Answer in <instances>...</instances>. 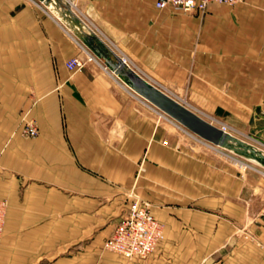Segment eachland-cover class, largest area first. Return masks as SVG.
Segmentation results:
<instances>
[{
  "label": "crops",
  "instance_id": "obj_1",
  "mask_svg": "<svg viewBox=\"0 0 264 264\" xmlns=\"http://www.w3.org/2000/svg\"><path fill=\"white\" fill-rule=\"evenodd\" d=\"M44 1L0 0V264H264V214L250 220L243 180L213 160H139L163 147L165 113L107 61L264 144V0L203 15L156 0ZM75 57L85 65L70 71ZM130 193L164 225L144 260L105 248Z\"/></svg>",
  "mask_w": 264,
  "mask_h": 264
},
{
  "label": "rangeland",
  "instance_id": "obj_2",
  "mask_svg": "<svg viewBox=\"0 0 264 264\" xmlns=\"http://www.w3.org/2000/svg\"><path fill=\"white\" fill-rule=\"evenodd\" d=\"M175 102H177L180 106L187 108L179 101L175 100ZM26 115L27 113H22L20 116L22 133ZM162 117L163 116H161V118ZM203 119L206 120L205 118ZM163 120L165 124L163 147L160 149L156 148L145 151L143 150V154L139 160H213V164L211 165L213 172H218V170L222 169L223 172L228 174L229 178H236L237 176L239 177V180H243L246 211L253 213L250 215V220H257L259 214H264V165L255 161L256 159L249 157L242 151L244 150L245 152H250L251 154H255L256 152V154L260 153L264 155V144L252 138L243 137L235 132H229L226 130V132L234 138L240 140L246 147L242 148L240 146H235L234 148L236 150L218 147L201 139L166 114L165 117H163ZM206 121L209 122V120ZM214 125L217 126L216 124ZM130 194V197H133L132 193ZM133 198L134 201L132 204L136 200L149 203L152 212L153 205L151 202L137 197ZM0 202H6L7 204L4 229L0 238L1 242L5 232L8 202Z\"/></svg>",
  "mask_w": 264,
  "mask_h": 264
},
{
  "label": "built area",
  "instance_id": "obj_3",
  "mask_svg": "<svg viewBox=\"0 0 264 264\" xmlns=\"http://www.w3.org/2000/svg\"><path fill=\"white\" fill-rule=\"evenodd\" d=\"M242 0H156V7L160 10L169 7L187 14H205L210 5L219 4L234 7ZM93 58L89 57L87 61ZM126 63V61H123ZM85 61L78 57L71 59L67 63L70 71L82 69ZM225 131L226 128L222 127ZM23 133L26 137L35 138L39 134L36 119L27 113L23 126ZM6 202H0V238L4 229L6 213ZM164 239V227L154 217L151 206L147 202L136 200L129 207L117 225L113 235L106 242V250L119 254L129 260L147 259L152 256L159 244Z\"/></svg>",
  "mask_w": 264,
  "mask_h": 264
},
{
  "label": "water",
  "instance_id": "obj_4",
  "mask_svg": "<svg viewBox=\"0 0 264 264\" xmlns=\"http://www.w3.org/2000/svg\"><path fill=\"white\" fill-rule=\"evenodd\" d=\"M53 0H45L44 3L50 4ZM110 66L114 69L117 75L124 76L128 79L135 91L145 97L149 102L159 108L167 116L181 124L183 127L200 137L201 139L223 148H230L236 150L235 146L242 148L246 147L240 140L234 138L229 133L225 132L212 123L201 118L193 111L178 105L172 98L159 91L155 87L147 84L142 78L138 77L133 71L128 70L124 62L117 58L116 63L107 60ZM246 155L256 159L259 163L264 165V155L258 153L251 154L245 152Z\"/></svg>",
  "mask_w": 264,
  "mask_h": 264
},
{
  "label": "bare ground",
  "instance_id": "obj_5",
  "mask_svg": "<svg viewBox=\"0 0 264 264\" xmlns=\"http://www.w3.org/2000/svg\"><path fill=\"white\" fill-rule=\"evenodd\" d=\"M179 105V104H178ZM214 125V124H213ZM225 132H226V130H225ZM228 133V132H227ZM232 136V135H231Z\"/></svg>",
  "mask_w": 264,
  "mask_h": 264
}]
</instances>
